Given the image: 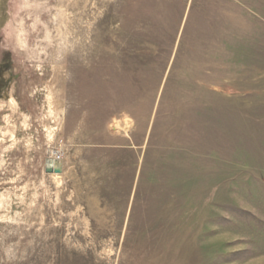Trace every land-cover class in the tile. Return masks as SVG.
<instances>
[{
  "label": "rangeland",
  "instance_id": "rangeland-1",
  "mask_svg": "<svg viewBox=\"0 0 264 264\" xmlns=\"http://www.w3.org/2000/svg\"><path fill=\"white\" fill-rule=\"evenodd\" d=\"M0 264H264V0H0Z\"/></svg>",
  "mask_w": 264,
  "mask_h": 264
},
{
  "label": "bare ground",
  "instance_id": "bare-ground-1",
  "mask_svg": "<svg viewBox=\"0 0 264 264\" xmlns=\"http://www.w3.org/2000/svg\"><path fill=\"white\" fill-rule=\"evenodd\" d=\"M13 100H15V99H13ZM12 104V103H11ZM15 104L16 103H14V105L13 106H15ZM53 132V131H52ZM52 135V134H51ZM51 166H53V169H52V173H51V176L57 181V182H60L62 179H63V177H64V175H65V171L64 170H62L60 167V165L57 163H55V162H53V164L51 165ZM51 168V167H50Z\"/></svg>",
  "mask_w": 264,
  "mask_h": 264
},
{
  "label": "water",
  "instance_id": "water-1",
  "mask_svg": "<svg viewBox=\"0 0 264 264\" xmlns=\"http://www.w3.org/2000/svg\"><path fill=\"white\" fill-rule=\"evenodd\" d=\"M49 170L51 171V170H52V168H49Z\"/></svg>",
  "mask_w": 264,
  "mask_h": 264
}]
</instances>
